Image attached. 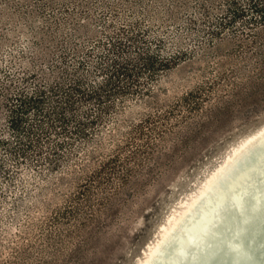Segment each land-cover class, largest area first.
<instances>
[{"label":"rangeland","instance_id":"374dc122","mask_svg":"<svg viewBox=\"0 0 264 264\" xmlns=\"http://www.w3.org/2000/svg\"><path fill=\"white\" fill-rule=\"evenodd\" d=\"M264 124V0H0V264H137Z\"/></svg>","mask_w":264,"mask_h":264},{"label":"water","instance_id":"95a60500","mask_svg":"<svg viewBox=\"0 0 264 264\" xmlns=\"http://www.w3.org/2000/svg\"><path fill=\"white\" fill-rule=\"evenodd\" d=\"M263 160L264 148L257 152L251 162L245 166L240 165L236 173L235 170L231 173L233 175L240 172L239 178L230 174L225 178L227 184L214 187L213 194L203 200L198 214L189 218L186 224L173 234L174 245L159 264H182L188 260L208 262L212 256L210 249L218 245L222 238H226L230 245L238 247L245 256L254 260L251 250L242 243L248 226L244 222H237L235 217H231L234 226H226L225 214L233 210L245 220L257 218L260 224H264V215H257L261 210L264 212V192L258 185V182L264 185ZM246 178L249 179L248 183L244 182ZM248 200L253 201L252 211L246 208ZM248 242L254 247H260V243L254 238L248 239Z\"/></svg>","mask_w":264,"mask_h":264},{"label":"bare ground","instance_id":"6f19581e","mask_svg":"<svg viewBox=\"0 0 264 264\" xmlns=\"http://www.w3.org/2000/svg\"><path fill=\"white\" fill-rule=\"evenodd\" d=\"M264 124L256 129L251 134L247 135L239 144L235 145L227 154H225L221 163L217 165L208 176L203 180L198 189L189 193L184 200L175 205V208L167 217L166 221L160 225L158 235L150 241L143 249V258L137 264H159L162 257L169 252V249L174 245L172 236L181 226L186 224L189 218H193L198 214V209L202 208L203 200L207 196L213 194L214 187H219L221 184H227L225 178L233 173H236L240 165L251 162L254 156L264 148ZM264 167V160L262 161ZM240 173V172H239ZM231 174L235 178H239L241 174ZM245 183L249 179L244 180ZM259 188L264 192V185L258 182ZM254 207L253 201L246 202V208L252 211ZM201 210V209H200ZM226 226L233 227L231 217H235L237 222H244L248 229L246 230L242 240L246 248L250 249L254 260H251L239 250L238 247L230 245L226 238H222L218 245L213 246L211 250L212 256L208 262L186 261L182 264H264V224H260L257 218L245 220L238 216L233 210L227 211ZM258 216L264 215L261 210L257 213ZM225 224L223 225V227ZM220 229V228H218ZM258 232V233H257ZM254 238L260 243V247L253 246L248 242V239Z\"/></svg>","mask_w":264,"mask_h":264}]
</instances>
